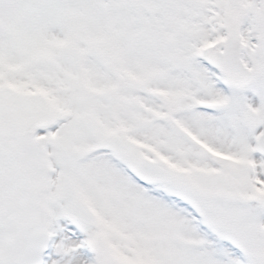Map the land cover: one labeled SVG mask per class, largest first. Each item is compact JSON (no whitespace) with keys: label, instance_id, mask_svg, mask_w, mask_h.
<instances>
[{"label":"snow or ice","instance_id":"6c2138e0","mask_svg":"<svg viewBox=\"0 0 264 264\" xmlns=\"http://www.w3.org/2000/svg\"><path fill=\"white\" fill-rule=\"evenodd\" d=\"M0 264H264V0H0Z\"/></svg>","mask_w":264,"mask_h":264}]
</instances>
